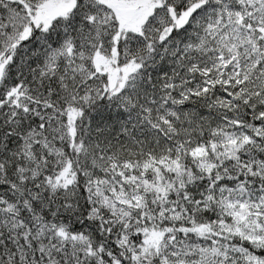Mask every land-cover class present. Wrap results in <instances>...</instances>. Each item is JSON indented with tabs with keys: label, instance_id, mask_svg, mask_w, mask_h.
<instances>
[{
	"label": "trees",
	"instance_id": "obj_1",
	"mask_svg": "<svg viewBox=\"0 0 264 264\" xmlns=\"http://www.w3.org/2000/svg\"><path fill=\"white\" fill-rule=\"evenodd\" d=\"M44 1L0 0V264H264V0Z\"/></svg>",
	"mask_w": 264,
	"mask_h": 264
},
{
	"label": "rangeland",
	"instance_id": "obj_2",
	"mask_svg": "<svg viewBox=\"0 0 264 264\" xmlns=\"http://www.w3.org/2000/svg\"><path fill=\"white\" fill-rule=\"evenodd\" d=\"M71 2L72 0H46L32 12V21L45 26L55 15L65 13L71 5ZM104 2L110 5L115 11L117 7L135 6L137 11L127 23H122L120 18L119 21L122 28L137 29L144 17L150 12L151 8L159 2V0H104ZM188 10H190V7L187 9V11ZM185 15L186 14H182L181 17L176 19V23L180 22L185 17ZM25 30L27 32L28 29L26 28ZM23 33H25V31H23ZM115 50L116 48L113 47L111 51L113 56L115 54ZM111 61L112 60L110 58L101 55L94 57L95 65L106 74L108 73L109 83L114 87L120 85L122 81L127 78L128 73L133 69V65L128 63L118 66ZM158 235L159 234L156 231H148L144 240L147 243H154L157 240Z\"/></svg>",
	"mask_w": 264,
	"mask_h": 264
},
{
	"label": "water",
	"instance_id": "obj_3",
	"mask_svg": "<svg viewBox=\"0 0 264 264\" xmlns=\"http://www.w3.org/2000/svg\"><path fill=\"white\" fill-rule=\"evenodd\" d=\"M137 8L135 6L117 7L116 12L121 19L122 23H127L130 18L136 13Z\"/></svg>",
	"mask_w": 264,
	"mask_h": 264
}]
</instances>
